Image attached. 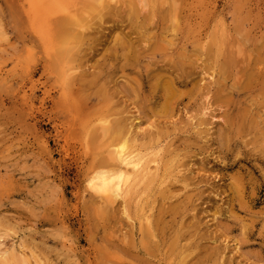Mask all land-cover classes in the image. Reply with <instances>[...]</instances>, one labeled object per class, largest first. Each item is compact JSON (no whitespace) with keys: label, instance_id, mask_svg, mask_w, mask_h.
I'll use <instances>...</instances> for the list:
<instances>
[{"label":"rangeland","instance_id":"374dc122","mask_svg":"<svg viewBox=\"0 0 264 264\" xmlns=\"http://www.w3.org/2000/svg\"><path fill=\"white\" fill-rule=\"evenodd\" d=\"M77 1L71 57L0 0V264H264V0ZM121 136L159 176L106 206Z\"/></svg>","mask_w":264,"mask_h":264},{"label":"bare ground","instance_id":"6f19581e","mask_svg":"<svg viewBox=\"0 0 264 264\" xmlns=\"http://www.w3.org/2000/svg\"><path fill=\"white\" fill-rule=\"evenodd\" d=\"M75 1H77V0H75ZM79 1V0H78ZM77 1V2H78ZM89 1H99V0H89ZM101 1V0H100ZM106 1V0H105ZM108 1V0H107ZM106 1V2H107ZM116 1V0H115ZM73 2H74V0H73ZM76 2V3H77ZM80 2V1H79ZM106 2H105V4H106ZM109 2V1H108ZM107 2V3H108ZM140 2V1H139ZM142 2V1H141ZM100 3H102V2H100ZM115 3V2H114ZM17 4V3H16ZM70 4L72 5V0H24V3H23V5H24V7H23V13H24V15L26 16V18H27V22H28V24H29V26H30V29H31V33L38 39V41H40V42H42V43H45V42H48V41H50V37H52L53 36V38H54V33H56L57 34V32H55V30L53 31V28L54 27H58V28H60V29H57V30H59V33H58V36H56V38H58V42H59V44H60V47H61V45H62V47L64 46L65 48H64V53H63V55L66 53V50L69 48V44L70 45H73V43L71 44L70 42H73V41H76V40H78V37H77V33L75 32V30L76 29H78V32H80L79 30H83V27H82V25L81 24H83V23H81L80 21V25L79 24H77V21L76 20H79V19H74V11H72L73 10V7L74 8H76L75 6H71L72 8L70 9ZM96 4V3H95ZM98 4V3H97ZM96 4V5H97ZM102 4H104V3H102ZM103 5V6H105L106 7V5ZM110 4V3H109ZM116 4V3H115ZM74 5V4H73ZM89 5V4H88ZM101 5V4H100ZM112 5H114V4H112ZM119 5V4H118ZM82 6H83V4H82ZM93 6V5H92ZM92 6L91 5H89L88 6V8L89 9H91L92 8ZM99 6V5H98ZM107 6H108V4H107ZM120 6V5H119ZM101 7V6H100ZM114 8L116 7V6H113ZM141 8V7H140ZM78 9V8H77ZM83 9H85V8H83ZM97 9H98V7H97ZM111 9V6H110V8H109V10ZM92 10H94V9H92ZM92 10H90V11H92ZM108 10V9H107ZM108 10V11H109ZM144 10V9H143ZM142 9L140 10V12H142L143 11ZM87 11V10H86ZM97 11H99V10H97ZM20 12H22V11H20ZM77 12H78V10H77ZM76 12V13H77ZM81 12V11H80ZM79 12V13H80ZM94 12H96V11H94ZM103 12H106V11H103ZM86 12H84V14H85ZM89 13V12H88ZM100 13H102V11L100 12ZM100 13H98V16L97 17H99V14ZM22 14V13H21ZM109 14V13H108ZM87 15V14H86ZM94 15V14H93ZM23 16V15H22ZM83 16V15H82ZM85 16V15H84ZM89 16V15H88ZM95 16V15H94ZM101 16H103L102 14H101ZM24 17V16H23ZM22 17V18H23ZM77 17V14H76V16H75V18ZM78 18V17H77ZM79 18H81V16L79 17ZM83 18H85V17H83ZM82 19V18H81ZM87 19V18H86ZM89 19H91V17H89ZM89 19H88V21H89ZM102 19V18H101ZM56 20V26H54L53 25V22ZM83 20H85V19H83ZM25 21V20H24ZM23 21V22H24ZM83 22V21H82ZM87 22V21H86ZM25 23V22H24ZM90 23V22H89ZM87 24H88V22H87ZM33 25H35V27L33 26ZM84 26L86 25V24H83ZM88 26H90L89 24H88ZM88 26H86L87 28H88V30L90 29ZM26 27V26H25ZM34 27V28H33ZM88 30H86V31H88ZM52 32H54L53 34H52ZM81 33H83V32H80V34ZM87 33H89V31L87 32ZM52 35V36H51ZM79 35V34H78ZM82 35V34H81ZM32 36V35H31ZM83 36V35H82ZM88 36V35H87ZM34 38V37H33ZM56 38H54V39H56ZM85 38V37H84ZM35 39V38H34ZM86 39H87V37H86ZM80 41L82 40V39H79ZM52 41V40H51ZM50 41V42H51ZM57 41V40H56ZM83 41H85V39H83ZM83 41H81V42H83ZM55 42V41H54ZM41 43V44H42ZM53 43V42H52ZM54 44V43H53ZM56 44H57V49L56 50H58V43L56 42ZM77 44V43H76ZM55 45V44H54ZM77 45H79V43L77 44ZM80 45H82L81 43H80ZM216 45V44H215ZM33 47V46H32ZM53 47V46H52ZM55 47V46H54ZM66 47H67V49H66ZM73 47V46H72ZM75 47V46H74ZM77 47V48H76ZM75 48L76 49H78V46H76ZM81 47V46H80ZM83 47V46H82ZM71 48V47H70ZM54 49V48H53ZM66 49V50H65ZM44 51H45V48H44ZM54 51H55V49H54ZM53 51V52H54ZM61 51V49L60 50H58V52H60ZM63 51V50H62ZM73 51V50H72ZM58 52H57V55H59L58 54ZM68 52V51H67ZM70 52L71 51H69V54H70ZM78 52V51H77ZM77 52H75V53H77ZM49 53V52H48ZM79 53V52H78ZM216 53H217V50H216ZM55 54V53H54ZM69 54H67V55H69ZM127 54V53H126ZM51 55V54H50ZM50 55H48V56H50ZM66 55V54H65ZM66 55V56H67ZM72 55V52H71V54L69 55V56H71ZM75 55V54H74ZM66 56H64V59H66L65 57ZM72 57V56H71ZM125 57V56H124ZM56 58V57H55ZM58 58H61V57H59L58 56ZM58 58H56V59H58ZM36 59V58H35ZM52 59H54V58H52ZM127 59L128 58H125V60L127 61ZM59 60V59H58ZM61 60V59H60ZM36 61V60H35ZM34 61V62H35ZM62 61V60H61ZM61 61H59L58 63H60ZM228 61H229V56H228ZM51 62H52V60H51ZM50 63V62H49ZM54 63H56L55 62V60H54ZM57 63V64H58ZM127 63V62H126ZM227 63V62H226ZM54 65V64H53ZM127 65V64H126ZM225 66H229V65H225ZM55 67V66H54ZM57 67H58V65H57ZM66 67V66H65ZM226 67V68H227ZM32 68V67H31ZM31 68H29L30 70H32ZM217 68V67H216ZM28 69V70H29ZM71 69V68H70ZM70 69H66L67 71L68 70H70ZM73 69H74V67H73ZM260 69V68H259ZM258 68H257V70H259ZM219 70V69H218ZM71 72H72V70H70ZM74 71V70H73ZM76 71V70H75ZM74 71V72H75ZM261 71V70H260ZM31 72V71H30ZM217 72V71H216ZM32 73V72H31ZM73 73V72H72ZM72 73H71V75H72ZM80 74H81V71L79 72ZM215 73V72H214ZM213 73V74H214ZM218 73V72H217ZM25 74H27V72L25 73ZM30 74V73H29ZM29 74H27V76L29 75ZM219 74V73H218ZM70 75V76H71ZM216 75V74H215ZM27 76H25V77H27ZM60 76V75H59ZM78 76V75H77ZM182 76V75H181ZM180 76V77H181ZM213 75H211V77H212ZM72 77V76H71ZM183 77V76H182ZM218 77V76H217ZM73 78V77H72ZM76 78V77H75ZM172 78V77H171ZM168 79V78H167ZM178 79V78H177ZM174 80V79H173ZM180 80V79H179ZM65 81V80H64ZM70 81V80H69ZM75 82H76V80H74ZM169 82V81H168ZM173 82V81H172ZM175 83V82H174ZM177 83V82H176ZM181 83V82H180ZM183 83V82H182ZM72 84V83H71ZM77 84V83H76ZM137 84H139V83H137ZM165 84H167V83H165ZM170 84V83H169ZM169 84H168V87H169ZM172 84V83H171ZM28 85V84H27ZM72 86H74L73 84H72ZM138 87H140V86H138ZM164 87H165V85H164ZM170 88V87H169ZM168 88V89H169ZM173 88H175L174 86H173ZM168 89H166V90H168ZM171 89V88H170ZM168 91H170V90H168ZM174 91V90H173ZM171 93H172V91H170ZM170 92H168V93H170ZM162 94H164V93H162ZM165 96H166V94H164ZM163 95V97H165ZM168 95V94H167ZM171 95V94H170ZM27 96V95H26ZM33 105V104H32ZM33 109V108H32ZM230 110V109H229ZM225 112V111H224ZM224 112H222V115H223V113ZM225 114V113H224ZM137 119V118H136ZM136 119H135V121H136ZM106 121V120H105ZM108 121V120H107ZM115 121V120H114ZM138 121V120H137ZM102 122H104L103 120H102ZM101 122V123H102ZM116 122V121H115ZM108 124H110L109 122H108ZM108 124H106L105 126H108ZM137 124V123H136ZM139 124V123H138ZM134 125L136 128H139V125ZM60 125V124H59ZM118 126V125H117ZM101 127H103V126H100V128ZM107 128V127H106ZM117 128V127H116ZM59 130H60V128H58ZM57 129V130H58ZM99 129V128H98ZM108 129V128H107ZM101 129H99V131H100ZM103 130V129H102ZM113 131L115 130V129H112ZM117 130H118V128H117ZM128 130V129H127ZM126 130V131H127ZM112 131V132H113ZM61 132V131H60ZM100 132H103V131H100ZM119 132V131H118ZM130 131H127L126 132V135H127V133H129ZM135 132V131H134ZM62 133V132H61ZM66 133V132H65ZM113 133H115V132H113ZM138 133V132H137ZM116 134V133H115ZM118 134H121V133H118ZM125 134V133H124ZM123 134V135H124ZM135 136L136 135H138V134H136V133H133ZM122 135V136H123ZM116 136H118V137H120L119 135H116ZM122 136H121V138H122ZM135 136H133V137H135ZM115 137V136H114ZM113 137V138H114ZM127 137V136H126ZM125 136H124V138H122L121 140H119L118 142H117V145L115 146V148L114 149H112L110 152H109V157L111 158V159H113V161L114 162H116V163H114L112 166H108L107 165V167H105L104 166V164H107V163H105L104 162V164H103V162H102V166L101 167H105V168H108L109 167V169L108 170H105V171H102V172H97V173H93V174H90V176L88 177V179L87 180H85V181H87L86 183H87V185H88V189L92 192V193H94L99 199H100V201H105V205L107 206V204H106V202H109V203H113V202H115L116 200H118V199H120V198H122V199H124L123 197L124 196H126L129 192H131V191H133V193L135 192L134 190L136 189V191H137V188H136V186H138L140 183H142V185H143V183H146V182H143V181H146V179H148V178H150L149 177V175L151 174V170L153 169V170H158V163L159 162H157V157L156 156H154V157H156V158H151L152 156H153V154L150 156V159L148 158L147 159V157H146V155L144 156V154L146 153V152H139V153H141V154H139L138 153V150H136V147H135V150L137 151H133V149L131 150L130 149V146H131V144L130 145H128V143H127V139L129 138H126ZM130 138H132V136L130 137ZM115 139H118L117 137L115 138ZM114 141V140H113ZM112 141V142H113ZM116 141V140H115ZM132 141V140H131ZM137 141V140H136ZM130 143V142H129ZM132 143V142H131ZM134 143H135V141H134ZM133 143V144H134ZM136 144V143H135ZM113 144H111L110 146H112ZM137 145V144H136ZM114 146V145H113ZM133 146V145H132ZM132 146H131V148H132ZM113 148V147H112ZM105 149V148H104ZM103 149V150H104ZM102 150V151H103ZM100 152V151H99ZM101 153V152H100ZM105 153H107V152H105ZM97 154H98V152H97ZM102 155V154H101ZM100 155V156H101ZM108 155V154H107ZM107 155H106V157H107ZM155 155V154H154ZM102 156H104V155H102ZM101 156V157H102ZM148 156H149V154H148ZM100 157V158H101ZM146 157V158H145ZM103 158V157H102ZM105 158V157H104ZM108 159V158H107ZM98 160V159H97ZM105 160V159H104ZM103 160V161H104ZM109 159H108V163H109ZM101 162V161H100ZM100 162H99V160H98V163H99V166H100ZM112 162V161H111ZM111 162L109 163V164H111ZM158 166V167H157ZM96 167H97V165H96ZM90 168V167H89ZM153 170H152V173H153ZM155 172V171H154ZM157 172V171H156ZM156 174V173H155ZM155 174H152V175H154V176H159L158 175V173L155 175ZM152 175H150V176H152ZM156 176V177H157ZM85 177V176H84ZM153 177V176H152ZM86 178V177H85ZM84 178V179H85ZM159 178H161V177H159ZM164 177H162L161 178V180L163 179ZM165 179V178H164ZM157 180V179H156ZM159 180V179H158ZM84 181V182H85ZM164 181V180H163ZM148 183L149 182H151L150 180H148L147 181ZM152 182H153V178H152ZM155 182V181H154ZM157 182H160V180L159 181H157ZM156 183V182H155ZM160 183H163L162 181L160 182ZM145 185H147V184H144V186ZM151 185V183L149 184V185H147L146 187H148V186H150ZM238 185V184H237ZM144 186H143V188H144ZM155 186H157L156 184H155ZM155 186H154V188L153 189H151V191H150V188H151V186H150V188H148V193H149V191H150V193L151 192H153L152 190H154L155 189ZM158 186H161V184L159 185L158 184ZM239 186H241V185H239ZM238 186V187H239ZM142 187V186H141ZM140 187V185H139V187H138V190H139V188L140 189H142ZM236 187V185H234V188ZM135 188V189H134ZM240 188V187H239ZM242 189V188H241ZM143 191H141V192H143L144 193V191H145V188L144 189H142ZM146 191V192H147ZM236 191H237V189H236ZM239 191V190H238ZM238 191L236 192L237 194H238ZM241 191V190H240ZM138 192H140V190L138 191ZM138 192H135V194H137ZM141 192H140V194H141ZM145 192V193H146ZM131 194V193H130ZM129 194V195H130ZM134 194V195H135ZM132 195V194H131ZM133 195V198L135 197V196H137V195H135L134 196ZM140 196L141 195H139V199H142V198H140ZM237 196H239V195H237ZM138 197V196H137ZM240 197V196H239ZM136 198V197H135ZM94 199H95V196H94ZM99 199H97V201L99 200ZM129 199H131V198H129ZM138 200V199H137ZM100 201H98V202H100ZM102 201V202H103ZM140 202V201H139ZM141 202H142V200H141ZM104 203V202H103ZM123 203H124V201H123ZM137 204H139L137 201H136V205ZM105 205H103V206H105ZM136 205H135V207H136ZM140 207V206H139ZM139 207H138V209H139ZM153 207V206H152ZM152 207H149L148 206V208H147V211L149 212L150 210H151V208ZM137 208V207H136ZM149 208H150V210H149ZM154 208V207H153ZM126 209V208H125ZM141 209V208H140ZM139 209V210H140ZM127 210V209H126ZM136 211H137V209H136ZM141 211V210H140ZM152 211H153V209H152ZM158 211V210H157ZM143 212H145V210H143ZM148 212H146L147 214H150V213H148ZM128 213V212H127ZM152 213V212H151ZM154 213V212H153ZM152 213V216H154V214ZM157 213H159V211L157 212ZM157 213L155 214V215H157ZM144 214V213H143ZM142 214V215H143ZM159 214H161V213H159ZM141 215V214H140ZM146 215V214H145ZM147 216V215H146ZM151 216V220H152V217ZM160 216H162V218L161 219H163V214L162 215H160ZM168 216V215H167ZM140 217L141 216H137V218H138V220L140 219ZM148 217H149V215H148ZM148 217H141L142 218V222H144L143 220H148L149 218ZM158 217V216H157ZM155 217L157 220H158V218H160V217ZM214 217V216H213ZM127 219L128 218H130V217H126ZM154 219V218H153ZM132 220V219H131ZM150 220V219H149ZM148 220V221H149ZM141 221V220H140ZM145 221V222H146ZM148 221H147V223H148ZM159 221V220H158ZM162 221V220H161ZM152 222H153V220H152ZM141 223V222H140ZM146 223V224H147ZM151 223V222H150ZM157 223V222H156ZM166 223V222H165ZM144 224V223H143ZM146 224L144 225L145 226V228L147 229V227L149 226H147L146 227ZM149 224V223H148ZM155 224V223H154ZM161 224V223H160ZM163 224V223H162ZM161 224V225H162ZM156 225V224H155ZM158 225H159V223H158ZM157 225V226H158ZM152 226H154L153 224H152ZM156 227V226H155ZM160 226H158V228H159ZM144 228V229H145ZM149 229V228H148ZM156 229H157V227H156ZM151 230V229H150ZM155 230V229H154ZM153 231V230H152ZM144 232H146V231H144ZM143 232V233H144ZM155 232V231H154ZM150 234H151V232H149ZM157 233V232H156ZM162 234V232H161V230H160V232H159V234ZM150 236V235H149ZM149 236H146V238H148ZM154 236V235H153ZM157 236H158V234H157ZM156 236V237H157ZM151 237H152V234H151ZM161 237V236H160ZM158 238V237H157ZM162 238V237H161ZM150 239V238H149ZM151 239H153V237L151 238ZM159 239V238H158ZM160 240V239H159ZM151 241V240H150ZM150 241H148V242H150ZM154 241V240H153ZM147 242V243H148ZM152 242V241H151ZM150 242V243H151ZM146 243V244H147ZM157 243V242H156ZM149 244V243H148ZM150 245V244H149ZM154 245V244H153ZM149 247V246H148ZM154 247V246H153ZM152 247V248H153ZM150 248H151V245H150ZM236 248V250H237V247H235ZM19 249V248H18ZM21 249V248H20ZM2 251V250H1ZM238 251V250H237ZM18 252H19V250H18ZM26 252V251H25ZM25 252H24V254H25ZM29 253V252H28ZM27 253V254H28ZM31 253V252H30ZM32 254V253H31ZM146 254H149V253H147L146 252ZM19 256L21 257V255L19 254ZM18 256V257H19ZM116 256V255H115ZM118 256V255H117ZM25 257H27L26 255H25ZM122 257V256H121ZM23 258V257H22ZM22 258H20L21 260H22ZM32 257H30V259H31ZM118 258H120L119 256H118ZM123 258V257H122ZM122 258H120V260H123ZM153 258V257H152ZM26 259H28V258H26ZM26 259H23V261L22 262H25L24 260H26ZM39 259V258H38ZM31 260H34V258L33 259H31ZM30 260V261H31ZM40 260V259H39ZM28 261H29V259H28ZM27 261V262H28ZM41 261V260H40ZM115 261V260H114ZM124 261H126V259H124ZM18 262H20V260L18 261ZM117 263H120V262H117ZM127 263H130V261H127ZM20 264V263H19ZM23 264V263H22ZM27 264H30V263H27ZM31 264H39L36 260L35 261H33V262H31ZM40 264H41V262H40ZM121 264H122V262H121Z\"/></svg>","mask_w":264,"mask_h":264}]
</instances>
